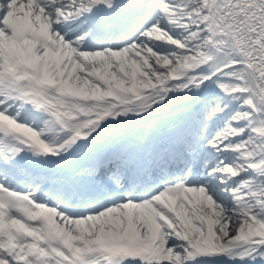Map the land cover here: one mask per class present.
Wrapping results in <instances>:
<instances>
[{"label": "snow or ice", "instance_id": "snow-or-ice-1", "mask_svg": "<svg viewBox=\"0 0 264 264\" xmlns=\"http://www.w3.org/2000/svg\"><path fill=\"white\" fill-rule=\"evenodd\" d=\"M0 264H264V0H0Z\"/></svg>", "mask_w": 264, "mask_h": 264}]
</instances>
